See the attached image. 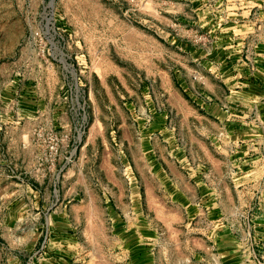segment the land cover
Returning a JSON list of instances; mask_svg holds the SVG:
<instances>
[{
    "label": "rangeland",
    "instance_id": "1",
    "mask_svg": "<svg viewBox=\"0 0 264 264\" xmlns=\"http://www.w3.org/2000/svg\"><path fill=\"white\" fill-rule=\"evenodd\" d=\"M0 264H264V0H0Z\"/></svg>",
    "mask_w": 264,
    "mask_h": 264
}]
</instances>
